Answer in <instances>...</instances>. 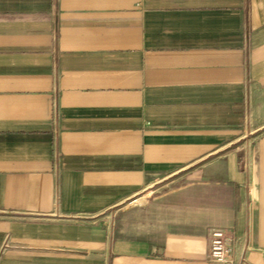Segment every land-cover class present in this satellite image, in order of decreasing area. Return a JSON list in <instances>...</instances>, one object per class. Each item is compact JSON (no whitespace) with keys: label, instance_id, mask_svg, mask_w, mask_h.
<instances>
[{"label":"crops","instance_id":"obj_1","mask_svg":"<svg viewBox=\"0 0 264 264\" xmlns=\"http://www.w3.org/2000/svg\"><path fill=\"white\" fill-rule=\"evenodd\" d=\"M214 229L264 264V0H0V264H218Z\"/></svg>","mask_w":264,"mask_h":264},{"label":"built area","instance_id":"obj_2","mask_svg":"<svg viewBox=\"0 0 264 264\" xmlns=\"http://www.w3.org/2000/svg\"><path fill=\"white\" fill-rule=\"evenodd\" d=\"M153 197L148 191L143 196L132 199L131 204L142 205ZM228 237L221 229H214L211 232L209 260L218 264H234L231 248L228 245Z\"/></svg>","mask_w":264,"mask_h":264}]
</instances>
